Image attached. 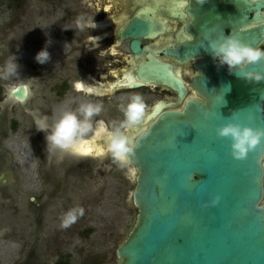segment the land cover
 <instances>
[{"label": "flooded vegetation", "instance_id": "flooded-vegetation-1", "mask_svg": "<svg viewBox=\"0 0 264 264\" xmlns=\"http://www.w3.org/2000/svg\"><path fill=\"white\" fill-rule=\"evenodd\" d=\"M245 1L249 4L246 19L225 21L222 26L218 19L214 23L222 27L223 38L234 35L246 44L254 33L255 47L264 49V0ZM43 3L51 4V13L65 14L69 25L51 26L47 38L42 33L38 35V52L45 48L48 38L51 40L50 59L44 64L35 63V73L27 75L28 84L19 80L15 83L18 75L14 73L5 78L7 63L13 56L18 59L21 52H12L13 49H9L11 44L7 43L0 49V198L12 201L14 212L19 210L18 203L23 199L21 182L26 188H31L26 185V177H19V173L24 174L26 170L18 157L27 150L38 164V192L30 193L29 196L33 197L27 199L37 230L29 246L24 238L18 239L23 245L22 260L15 264H33L34 257H38L35 242L38 240L39 243L44 233L48 205L60 197L64 208L69 203L70 199L65 197L70 182L68 178L75 174L93 179L130 175L128 169L119 167L106 151L102 157L49 151L45 133L35 129V121L46 119L51 126L63 111L77 112L81 104L91 102L102 105L101 112L92 117L93 129L98 121H103L106 128L111 129L124 119L120 105L126 104L129 96L140 94L146 110L138 128H145L151 123L148 119L156 113L181 111L187 100L204 102L198 96L193 81L199 77L197 65L212 58L204 53L187 57L185 52L190 47L203 44L200 28L204 22L208 24L203 28H213V21L209 23L210 16H220L224 12L242 16L245 6L244 1L230 6L229 0H206L203 5L196 4L195 0H38L37 5ZM257 4L261 7L256 8ZM22 7L17 26L22 22L21 17L31 9L28 3H23ZM8 10L9 14L16 12L12 8ZM79 16L93 17L96 27L80 30L75 25ZM130 28V34H127ZM189 36L192 37L190 42ZM214 65L217 67L215 62ZM149 74L161 75L165 83L171 79L180 81L182 96L179 97L168 84L144 82L142 79ZM78 82L85 88H91L92 92L77 91L75 84ZM129 84L141 85L129 88ZM21 88L24 90L23 98L19 99L17 95ZM262 108L264 111V105ZM126 131L128 135L135 134L134 129ZM91 135L89 133L84 139H90ZM15 137L22 138L26 144L21 153L17 152L19 144L12 141ZM95 144L97 148H104L103 139ZM117 167L120 170L115 169ZM46 192L49 196H45ZM14 225H10V229ZM8 239L11 238L2 237L3 241L19 245Z\"/></svg>", "mask_w": 264, "mask_h": 264}, {"label": "water", "instance_id": "water-1", "mask_svg": "<svg viewBox=\"0 0 264 264\" xmlns=\"http://www.w3.org/2000/svg\"><path fill=\"white\" fill-rule=\"evenodd\" d=\"M243 1L242 16L231 12L210 16L213 28H203L208 22L203 23V44L187 49L186 56L204 53L211 57L208 43L223 39L222 27L214 21L218 19L222 26L225 21L246 19L248 2L229 0L230 6ZM251 34L247 44L255 47ZM197 69L199 77L193 86L204 102L187 100L181 111L152 115L151 123L142 128L148 135L135 142L130 203L136 215L115 250L118 264H264V166L260 164L264 140L245 160L236 161L230 155V142L215 135V129L234 111L242 125L264 129V82H245L229 74L227 67H215L212 59L200 62ZM252 70L264 73V61ZM142 80L168 84L182 96L178 80L165 83L157 74ZM23 92L21 88L19 99ZM215 95H222L220 105ZM204 109L209 113L206 120L201 115ZM217 196L219 201L212 206Z\"/></svg>", "mask_w": 264, "mask_h": 264}, {"label": "rangeland", "instance_id": "rangeland-1", "mask_svg": "<svg viewBox=\"0 0 264 264\" xmlns=\"http://www.w3.org/2000/svg\"><path fill=\"white\" fill-rule=\"evenodd\" d=\"M23 3H28L31 9L26 16L21 17L22 22L17 26ZM37 4L38 0H0V49L7 43L11 44L9 49H13L12 52H21L15 61L18 65V69L14 72L18 75L15 83L19 80L28 84L27 75L35 73L37 62L34 57L39 48L38 35L42 33L47 38L51 26L69 25L65 14L55 11L51 13L50 3L48 6L45 3ZM9 8L16 9L15 14H9ZM12 25L14 27L10 29ZM46 41L51 40L48 38ZM51 46V43L48 44L46 50L49 51ZM12 141L19 144L17 152L21 153L26 149L22 138L15 137ZM25 152L18 157L23 169L26 170L24 174L19 173V177H26V185L31 188H26L21 182L23 199L18 203L19 210L14 212L12 201L0 198V264H15L21 261L20 253L23 245L18 239L24 238L29 246L31 237L37 230L34 215L28 209L30 204L27 199L33 197L29 196L30 193L38 192V164L36 159L27 154V150ZM115 169L120 170L119 167ZM133 179L132 175L124 177L110 175L93 179L78 174L68 178L70 182L65 197L70 199L69 203L64 208L60 197L48 205L43 223L44 233L39 243L38 240L35 242L38 247V257H34L33 264H118L115 250L126 238L136 215L130 203L134 187ZM45 196H49V193L46 192ZM76 208H82L83 215H79L68 227H63L66 214ZM12 224H15V227L12 226L10 229ZM1 236L11 238L8 240L15 241L19 245L11 241H3Z\"/></svg>", "mask_w": 264, "mask_h": 264}, {"label": "clouds", "instance_id": "clouds-1", "mask_svg": "<svg viewBox=\"0 0 264 264\" xmlns=\"http://www.w3.org/2000/svg\"><path fill=\"white\" fill-rule=\"evenodd\" d=\"M205 2L206 0H195L198 5H203ZM104 11L107 13V9ZM75 25L80 30L96 27L93 17L86 18L84 16L77 17ZM94 39L97 40L98 38ZM191 40L192 37L189 36L188 42ZM50 43L51 41H46L45 48L36 53L34 60L38 64H44L50 59L46 50ZM207 50L218 68L226 66L229 74H235L248 83L264 82V73L252 70L253 66L264 61V49L246 44L233 35L210 41ZM15 61L14 56L9 60L5 78L18 69ZM75 89L85 93L92 92L91 88H85L79 82L75 84ZM25 91H27L26 88ZM213 99L218 105L223 102L222 95H215ZM101 110L102 105L99 103H84L77 109L79 116L77 112L63 111L59 119L51 126L46 119H37L35 129L45 133L44 139L49 151L59 150L61 153L80 157H102L106 151L119 167L128 169L130 175L135 176V169L131 165L134 158V145L137 138L148 135V131L140 128L135 135H128L126 130L137 129L144 119L146 105L143 97L140 94H133L128 97L126 104L120 105L124 119L119 125H114L111 130L106 128L103 121H98L95 129H93L92 117L98 115ZM237 112L234 111L229 118H225V122L215 129V135L217 138L226 139L230 142L229 148L232 159L242 161L247 158L249 153L254 152L264 140V129L242 125L238 121ZM201 115L206 120L209 115L207 109L201 111ZM247 119L250 122L252 116H248ZM89 133L92 134L91 138L84 139ZM101 139L104 140L103 149L95 146V142ZM209 158L214 159V154L210 153ZM260 164L264 166V161H260ZM218 201L219 197L217 196L211 200V205L215 206ZM79 215H83L82 208L69 211L62 226L68 227L75 222Z\"/></svg>", "mask_w": 264, "mask_h": 264}, {"label": "bare ground", "instance_id": "bare-ground-1", "mask_svg": "<svg viewBox=\"0 0 264 264\" xmlns=\"http://www.w3.org/2000/svg\"><path fill=\"white\" fill-rule=\"evenodd\" d=\"M95 146H96V144H95Z\"/></svg>", "mask_w": 264, "mask_h": 264}, {"label": "snow or ice", "instance_id": "snow-or-ice-1", "mask_svg": "<svg viewBox=\"0 0 264 264\" xmlns=\"http://www.w3.org/2000/svg\"><path fill=\"white\" fill-rule=\"evenodd\" d=\"M252 39V38H251ZM79 87V86H78Z\"/></svg>", "mask_w": 264, "mask_h": 264}]
</instances>
